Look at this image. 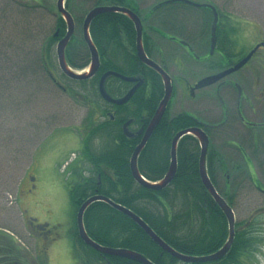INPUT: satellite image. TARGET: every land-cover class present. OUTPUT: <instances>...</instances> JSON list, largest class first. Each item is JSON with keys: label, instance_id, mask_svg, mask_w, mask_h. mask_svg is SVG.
Returning a JSON list of instances; mask_svg holds the SVG:
<instances>
[{"label": "trees", "instance_id": "obj_1", "mask_svg": "<svg viewBox=\"0 0 264 264\" xmlns=\"http://www.w3.org/2000/svg\"><path fill=\"white\" fill-rule=\"evenodd\" d=\"M107 1V5L110 3L130 5L129 1L126 4L125 0ZM100 5L98 0L95 6ZM183 8L188 11L193 10H189L187 6ZM175 12L179 13L177 17L181 15L185 18L183 24L188 26L185 25L183 29L192 32L187 11L177 9L174 14ZM221 17L226 24L222 29H218L217 38L219 49L224 52L225 57L217 53L210 57L207 64L209 72L232 64L234 62L232 58L236 56L232 50L234 43L231 35L236 34L238 28L232 23L231 16L221 12ZM176 19L174 17L173 21ZM207 20L210 22L212 17L209 16ZM57 25L61 28V34L65 35L67 25L62 16L57 19ZM90 35L99 53L98 72L87 80L70 79V82L79 84L86 95L80 94L74 87H70V93H65L74 102L88 106L94 102L91 100L92 97L101 102L98 103L100 118L95 120L94 111H91L86 118L85 131L81 138L83 143L81 160L78 167L73 170L77 180L69 184L70 201L75 209V215L90 197L105 196L141 217L162 240L178 252L190 256H203L216 252L228 241L229 224L222 209L202 182L199 169L201 146L196 136L188 134L180 139L177 146V171L167 187L158 190L147 188L138 184L132 176L130 159L141 138L125 136L123 125L131 119L134 120L135 125L141 126L144 123L147 125L164 97L161 75L145 65L136 54L134 23L122 13H102L93 19ZM202 35L203 41L205 40L209 45L210 29H203ZM76 42L77 51H70L67 59L69 66L82 70L90 64V53L82 38L77 39ZM55 43L56 41L50 37L48 44L45 45L43 42L38 52H26L22 47L16 49L10 44L11 54L14 57H8L3 52L0 54L2 55L0 91H8L12 87L15 89L17 85L18 90L19 87H25L34 94L42 89L41 84L56 86L52 81L50 69L46 68L42 61V52L45 50L51 63V52ZM15 50H17L16 54ZM146 54L158 63L151 51L146 49ZM243 55L245 53L241 57ZM107 71H116L129 77H140L145 83L128 103L113 105L102 99L98 89L99 80ZM106 81V91L113 98L123 97L130 87V83L114 76ZM147 83L151 87L149 96L145 95L144 91ZM170 105L171 102L138 158L140 173L152 183L160 182L168 171L171 143L175 135L179 131L198 125L197 120L187 112L170 114ZM113 110L115 112H111ZM31 118L35 122L25 124L22 121L18 133L5 130L0 132V190L4 192L14 190L17 178L28 159H31L32 166L34 155L40 145V143L36 145V142L40 140L42 133L51 128L55 131L63 127L58 124L56 117L46 116L44 120ZM36 120L39 123L42 121L40 128L35 124ZM30 127L32 132L29 131ZM22 133L26 138L28 137L27 140H24ZM214 138L213 135L211 139ZM95 140L99 142L97 147ZM246 143L251 144L254 149L253 139ZM35 146L36 149L33 151ZM232 150L245 162L249 159L243 158L240 153V150L245 152V149ZM206 168L217 192L233 210L241 179L251 180L252 184L262 191L261 185L255 182L256 179L253 181L250 176L248 165L229 159L214 143H210L208 148ZM83 221L88 235L102 246L137 252L154 264H251L254 257H257L262 242L260 219L258 216L249 217L242 222H236L233 244L223 259L214 262L187 263L165 252L135 221L104 201H96L89 205ZM7 230L14 234L11 229L0 225V264H28L23 248L14 237L7 234L9 232ZM71 238L76 264H141L131 259L102 254L86 245L79 237L76 218L71 229ZM41 256L43 255L37 252L36 258L40 261L38 264H43Z\"/></svg>", "mask_w": 264, "mask_h": 264}, {"label": "rangeland", "instance_id": "obj_2", "mask_svg": "<svg viewBox=\"0 0 264 264\" xmlns=\"http://www.w3.org/2000/svg\"><path fill=\"white\" fill-rule=\"evenodd\" d=\"M5 2L6 0H0ZM34 4L33 0H21ZM49 9V12H43L39 8L33 9L32 12L25 11L15 5L9 18V25H6L8 34H0V54L3 52L8 57L12 55L9 45L22 47L26 52H38L40 47L50 37L54 31L56 19L61 14L57 9V0H42ZM98 0H66V7L70 9L75 22L77 39L81 38L82 22L87 12L95 6ZM155 0H139L143 13L149 8L148 5ZM203 1V0H202ZM213 4L218 7L220 12L232 17V23L238 28V32L232 36L233 53L236 54L232 60L237 61L243 53H248L259 42L264 40V0H212ZM101 5H105L107 0H99ZM68 3V5H67ZM191 10V9H189ZM195 9L191 10L192 12ZM199 10V9H196ZM48 14V15H46ZM194 23V21H190ZM11 29V30H9ZM24 35H21L23 34ZM9 34L13 36L9 38ZM31 36L27 38L25 36ZM21 35V36H20ZM14 37V38H13ZM23 38L31 39L24 41ZM163 51L158 52L159 59H164L167 71L170 73L175 82L178 93L172 97L169 109L170 114L179 112H190L199 109L198 99H193L188 94L186 83L195 78L209 73L205 63H199L188 57L184 50L170 41L160 39ZM57 43L54 45L51 57L53 65L50 74L61 80L65 86L74 87L80 94L82 87L70 82V79L63 75L58 65ZM21 49V48H20ZM15 50V54H16ZM263 53V52H262ZM257 54L250 67H257V74L264 80V69L259 68L258 59L261 54ZM203 55V52H197ZM2 56V55H1ZM0 56V57H1ZM2 59V57H1ZM1 63V62H0ZM249 69L244 68L238 73L230 76V79L243 81L249 76ZM247 81V80H246ZM245 81V82H246ZM42 85L34 94L25 87H13L8 91H0V132L3 130L18 133L21 122L29 124L35 122L31 117H37V120H44L46 116L56 117L58 124L63 125L55 131L51 128L43 132L40 140L44 142L37 149L31 166V159H28L22 173L19 174L15 188L12 191L0 190V225L11 229L7 232L12 238L14 237L22 250L26 254L28 264H38L37 252H42L43 264H76V258L72 245L71 229L75 224V209L70 201L69 184L77 180L73 173L81 160V151L83 148L82 134L85 131L86 118L94 111L95 120L100 118V105L92 97L91 106L84 103L74 102L65 92L57 85ZM264 81L260 86L263 87ZM29 90V91H28ZM260 92V89H258ZM257 98L264 101V97L258 93ZM235 102V101H234ZM230 103V110L235 111V103ZM208 107L209 113L203 115L206 119L217 122L221 119V107L213 97L209 102H204ZM264 105V104H263ZM256 114L250 116L258 120L260 114L264 116L262 104L257 101ZM212 112V113H211ZM214 113V116H212ZM258 114V115H257ZM36 125L40 128L41 123ZM36 126V129H38ZM2 128V129H1ZM249 132L256 133L254 149L252 145L244 143V149L250 158L245 162L240 156H236L229 147L230 139H240L242 128L232 125L231 129H220L218 131L220 139L215 141L221 152L229 159H235L236 162L248 165L250 176L253 181L260 184L262 191L256 188L252 181L247 179L240 180L236 191L234 202V213L236 222H242L249 217L258 216L262 224V242L251 264H264V126L249 128ZM29 131L32 132L30 127ZM24 140L28 137L22 133ZM26 138V139H25ZM32 138V137H31ZM24 141H22L23 143ZM97 147L98 141L95 140ZM5 145L7 143H4ZM228 144V145H227ZM36 146L33 148V151ZM7 160H9L7 158ZM5 160V162L7 161ZM31 166V167H30ZM6 168V165L4 164ZM3 180H6L2 177ZM77 214V213H76ZM32 217L38 225L47 227L48 238L43 241L38 233L43 231L36 229L38 233L32 235L25 227L24 218L29 225L28 219Z\"/></svg>", "mask_w": 264, "mask_h": 264}, {"label": "flooded vegetation", "instance_id": "obj_3", "mask_svg": "<svg viewBox=\"0 0 264 264\" xmlns=\"http://www.w3.org/2000/svg\"><path fill=\"white\" fill-rule=\"evenodd\" d=\"M33 1H34V4H30L28 2L21 1V0H6L5 2L0 1V34L2 32H5V34H8L7 33L8 31L6 30V28H7L6 25H9V21H8L9 18H7V17H9L12 14L13 7H15V5H19V7H21V9H23L25 11L32 12L33 9L36 10L37 8H39L43 12H46V13L49 12V9L43 3L42 0H33ZM128 1L130 4L129 6H126L123 4L121 5L119 3L118 4L117 3H110V5H108V6H117V7H123V8L129 9L130 11L134 12L140 18L141 23L143 25L142 44H143L145 52H146V49L151 51L153 56L157 59L158 63L161 64L162 66H164L165 71L169 75H170V73L166 70L167 66L164 62V59H161V58L159 59V57L156 54L157 51L162 52L164 49L163 48L164 45L161 43L160 39H162V40L164 39L165 41H170V42H172V40H174L172 43L179 45L182 48V50H184V52L186 53V55L188 57H190L191 59H193L195 61H198L199 63H205L206 67L208 64V60L215 53L225 57L224 52L222 50H220L219 46H218L219 42H218V38H217V31L219 28H221V29L223 28V25L226 24V21H224L223 17H221V12L213 4L212 0H203V1L202 0H190L196 4H201L202 6H195L194 4H188V3H185L182 1H173V2L171 1L169 3H166L169 0H155V1H152L148 5L149 8L146 10L145 13H143V11L141 10V7H140L141 4H140L139 0H125L124 2H126V4H127ZM107 3H108V1H107ZM67 5H68V3H67ZM105 5L107 6V4H105ZM105 5H100V6H105ZM183 5H185V6H183ZM203 5L214 6L217 10V13H218V22H217V28H216V44H215V49H214L213 53H210L211 47H212L211 41H210L209 45H208V42H205V40L203 41L202 33H203V29L207 30V28H209L210 31H212V26H213V22H214V12L209 6H203ZM182 6L183 7L187 6V7H189V9H195V10L193 12L188 11L185 8H183ZM66 9L70 12L69 8L66 7ZM177 9L180 11L183 9L185 11H187V13H188L187 18L190 19V21H192V20L194 21V23H191L189 21L190 26L193 29L192 32H189L188 29L186 30L187 31L186 32L183 29L184 26L186 25V24H183L185 18H184V16L182 17L181 15H179L177 17L176 15L179 13L175 12V14H174V11ZM196 9H199V10H196ZM115 13H122V14L128 16L127 14H125L123 12H115ZM46 15H48V14H46ZM224 15H226V14L224 13ZM59 16H58V18H59ZM209 16L212 17V20H210V22H209V20H207V18ZM174 17L177 18L176 19L177 22L173 21ZM57 19H56V23L54 26V31L50 35V37L53 38L56 41V43H58L59 40H61L65 36V35L61 34V28L57 25ZM74 21H75V19H74ZM82 24H83V22H82ZM134 26H135V24H134ZM187 26L188 25H186V27ZM75 29H76V22H75ZM9 30H11V29H9ZM135 30H136V28H135ZM82 34H81V38L83 40ZM12 36H13L12 34H9L10 39ZM76 36H77V34L74 30V34L72 35V37H71V39L67 45L66 52H65L67 63L69 62L67 59L68 53L70 51H73V50L77 51L78 45L76 44L77 43L76 42V40H77ZM50 37L45 39V41H44L45 45L48 44ZM136 41H137V32H136ZM84 43H85V41H84ZM135 49H136V46H135ZM197 52H203V55L202 56L198 55ZM260 53H262L261 58L258 59L257 63H258L259 68L264 69V48L263 47H260L256 51V53L252 57V60L254 58H256L257 54H260ZM136 54H137V52H136ZM245 55H243V56H245ZM242 57H240L239 59H241ZM42 58H43L42 59L43 65L46 68L51 69V66L53 65L52 57H51V63H50L49 58H48L45 50H43V52H42ZM252 60H250L242 68V69L248 68L249 73H250L248 78L245 79L244 82L237 80V79H230V76H232V75H234V74H236L242 70V69H240L239 71L230 74L229 76H227L226 78H224L223 80H221L220 82H218L216 84H213L211 86H207L204 88H200V89L194 88L195 85L199 82V80H201L202 78H204L208 75L215 74V73L221 72L223 70H226L227 68L231 67L235 62H237V61H234L232 64L225 66L224 68L218 69V70L213 71V72H209V73H207V75L204 74L201 77H197L192 82H190L188 79V81L186 83V88H187L188 94L191 96V98L198 99L199 106H200V108L196 109V111L193 110L192 111L193 113H190V112H187V113H189L191 116H193L198 122V125L193 126V127H198V128H201L203 131H205L206 134L208 135L209 139H210L211 144L214 143L215 141H219L218 139H220V137H219L218 131L220 129H223V127L225 129H231L232 125H237L239 128L241 127L243 130L240 133L241 138L240 139H230L229 140L230 142H228L230 144L229 147L232 149H234V148L244 149L242 144L249 142L250 139H253V141H255V138L257 135L256 133L249 132L248 129L251 127L256 128L258 126H264V116L262 114H260V119H258V120H255L250 116V114L251 115L256 114L255 105H256L257 101H259V103H261L262 107L264 108V105H263L264 101H262V99L257 98L258 93H260V95L262 97H264V85H263V87L260 88L262 81H264V80H262V78L257 74V70H258L257 67H250V63ZM90 61H91V58H90ZM99 61H100V58H99ZM222 62L224 63V61H222ZM68 65H69V63H68ZM51 77H52V81L54 82V84H56L58 87L63 89V91L65 93H70V91H71L70 87L65 86L62 83V81L58 80L57 77H55L54 75H51ZM170 77H171V75H170ZM137 78H140V77H137ZM171 79H172V77H171ZM128 83H130L129 90L136 84V82H128ZM144 83H145V81L143 80L142 85L136 90V92L140 88H142ZM172 84H173V92H172V96L170 98V102L172 100V97L175 96L179 91V90H177L175 82L173 81V79H172ZM150 88H151L150 84L147 83L145 85V90H144L145 95L149 96ZM258 89H260V92L258 91ZM128 91L125 93V95L128 93ZM211 97H213L217 102H219L220 107H221V111H220L221 119L217 122H214L211 119H206L205 117H203V115H205V112H206V114L209 113L208 107L204 104V102H206V103L209 102ZM232 102L235 103L234 104L235 105V111L234 112H232L230 110V103H232ZM110 104H112V103H110ZM113 105H115V104H113ZM111 112H115V110H113ZM263 112H264V110H262V113ZM212 116H214V113ZM111 118L114 120V116H112ZM131 124H133V126ZM148 124L145 125V123H144V125L139 126V125H135L134 120H132V122L129 125V130L131 132L135 133V135L131 138L139 137L142 139L143 134L138 135L136 133H138L142 130H145L147 128ZM216 133L218 135H215ZM213 135L215 136V138L211 139L213 137ZM43 142L44 141H42L40 143L42 144ZM240 153L242 154L243 158H245V159L250 158V154L246 153V151L244 152L243 150H240ZM24 222H25L24 224H25L26 229L29 230V232L32 235H35L36 233H38L36 229H39V230L43 231L42 233H38L40 235V238L43 241L47 240V238H48L47 236H48V232H49V231H47V229H48L47 227H45V226L43 227L42 225L35 224L37 222L32 217H30L28 219L29 225H27V221L25 220V218H24ZM40 253H42V252H40Z\"/></svg>", "mask_w": 264, "mask_h": 264}, {"label": "water", "instance_id": "obj_4", "mask_svg": "<svg viewBox=\"0 0 264 264\" xmlns=\"http://www.w3.org/2000/svg\"><path fill=\"white\" fill-rule=\"evenodd\" d=\"M171 1L172 2L182 1L188 4H194L195 6H202L201 4H196L190 0H169L166 3H169ZM56 5H57V9L59 13L62 15V17L64 18L67 24L66 34L61 40H59L56 46L59 68L61 69L62 73L66 77L72 80H77V81L87 80V79L92 78L96 74L100 66L99 53L90 35V25L93 19L102 13L114 12V11L123 12L132 19V21L135 24V28L137 32V41H136L137 55L143 63H145L147 66L154 69L157 73L161 75L163 84H164V97L159 103V106L156 109L153 117L151 118L147 128L145 130H142L136 133L138 135L143 134V136H142L140 143L136 146L132 154V157L130 159V170H131L132 176L138 184L144 187H147V188L158 190V189L167 187L171 183L173 178L175 177V174L177 171V146H178L180 139L183 136L188 135V134L194 135L199 139L200 146H201L199 169H200V176H201L202 182L204 186L206 187V189L209 191V193L212 195L216 203L222 209L223 213L225 214L228 220V224H229V238L222 248H220L216 252L203 255V256L185 255V254L178 252L173 247L168 245L164 240H162L141 217H139L137 214H135L130 209L124 207L123 205L115 203L114 201H112L111 199L105 196L94 195L90 197L89 199H87L77 211L76 223H77L79 237L86 245H88L89 247L93 248L94 250L102 254L131 259L141 264H154L149 259H147L145 256L137 252L127 250V249L102 246L98 242L94 241L88 235V233L86 232L85 226H84V221H83L84 213L86 209L89 207V205H91L93 202L104 201L108 203L109 205H111L112 207H114L115 209L127 215L133 221H135L158 246H160L165 252L169 253L170 255L174 256L180 261L187 262V263H195V262H214V261L223 259L227 255L234 241L236 218H235L234 210L227 203V201L217 192L215 186L213 185L207 173L206 157H207V152H208L210 141H209V137L206 134V132L203 131L201 128L192 127V128L179 131L175 135L171 143L170 165H169L166 175L160 182L152 183L148 181L139 171V168H138L139 155L141 151L144 149V147L146 146L153 132L155 131V129L161 122L162 118L164 117V114L167 110V106L169 104V101H170V98L173 92V84H172V79L170 75L158 63L150 59L144 50V47L142 44L143 25L141 23L140 18L134 12L130 11L129 9L123 8V7L105 5V6H95L92 9H90L83 20V24H82L83 34L82 35H83V40L85 41L88 47L91 61H90L89 68L85 72L80 73V72L73 70L68 65L67 60H66V53H65L67 45L72 35L74 34V30H75L74 18L72 14L66 9V0H57ZM203 6H209L214 12V22H213L212 31H211V44H212L211 52H213L215 49V44H216V28H217V22H218V13H217L216 8L212 5H203ZM260 47L264 48V41L255 45L254 48H252L245 56H243L241 59L235 62L231 67L221 72L208 75L202 78L201 80H199V82L195 85L194 88L200 89V88H204L207 86H211L213 84L220 82L221 80H223L230 74L239 71L252 59L253 55L256 53V51ZM111 76L117 77L126 82H136V84L128 91V93L125 96L121 98H113L107 93L106 88H105V82L107 78ZM142 83H143V79L141 78L125 76L116 71H107L101 76L98 89H99L100 96L106 102H109L115 105H123L130 100V98L133 96L136 90L142 85ZM131 122L132 120H129L123 125V131H124L125 136L130 137V138L135 135V133L129 130V125Z\"/></svg>", "mask_w": 264, "mask_h": 264}, {"label": "bare ground", "instance_id": "obj_5", "mask_svg": "<svg viewBox=\"0 0 264 264\" xmlns=\"http://www.w3.org/2000/svg\"><path fill=\"white\" fill-rule=\"evenodd\" d=\"M97 74V73H96ZM104 74V73H103ZM101 79V78H100ZM100 81V80H99ZM107 82V81H106Z\"/></svg>", "mask_w": 264, "mask_h": 264}]
</instances>
